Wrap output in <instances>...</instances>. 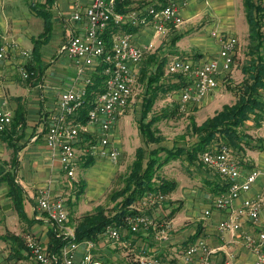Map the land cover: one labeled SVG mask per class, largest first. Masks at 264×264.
<instances>
[{"label":"crops","instance_id":"1","mask_svg":"<svg viewBox=\"0 0 264 264\" xmlns=\"http://www.w3.org/2000/svg\"><path fill=\"white\" fill-rule=\"evenodd\" d=\"M20 1L25 3L28 11H20L17 7L11 8L9 1L5 4L4 0H0V39L13 44L0 65V100L5 101L13 114L20 108L23 109L26 117L23 130L18 125L9 126L5 133H0V264H31V260H34L23 246L28 237L39 240L47 250L49 230L53 223L46 218L45 213L38 210L37 190L39 188L49 185L54 195L61 196L65 191L67 198L69 197L67 189L70 177H67L61 169L57 159H51L46 146L45 130L49 124V114L56 108L60 92L73 84L76 75V69L65 54L64 47L72 35L81 34L84 31L85 19L74 20L72 15L75 11L82 13L91 2V0ZM132 1V7L142 5L138 8L141 12L149 6L145 4L149 0ZM150 1L160 4V0ZM165 1L167 3L170 0ZM176 1L185 3L180 9L182 22L179 25L171 26L160 34L155 32L151 23L138 26L134 30L135 42L138 45L143 46L148 43L152 45L142 58V61L150 63L148 64L150 70L154 69L158 62L165 61L163 58L165 55L170 56L167 63L174 58H183L194 65L216 57L220 48L218 38L199 34L202 27L200 25L209 19H215L218 26L228 27L231 29L230 33L236 36L239 45L234 57L239 64L240 61L244 62L240 70L245 63L257 56L264 57V0H252L258 7L255 19L261 21L258 38L250 35L244 0H213L212 11L226 9L228 11L226 15L206 14L205 5L210 0ZM7 8L10 11L7 12ZM44 10L49 13L46 18L39 15V11ZM236 10H242L241 15H238ZM244 22H247V25H244ZM221 32L225 31L221 30ZM49 47H52L53 53L46 51ZM21 50L29 51L30 56L22 55ZM60 53H64L66 57H59ZM141 67L137 68V74L140 73ZM20 68L27 71V78L22 77ZM186 79L187 83L189 77ZM49 87L55 91L44 92L43 89ZM246 124L249 127H245L247 136L241 144L242 148H230L231 155L240 164L242 174L251 169H258L260 175L250 191L234 200V206L240 205L242 199L247 196L261 194L264 199V120H261L257 127L251 126L252 120H248ZM94 129L90 126L89 134L83 137L95 138L91 133ZM110 134L115 135V131H111ZM116 141L114 139L112 143L116 145ZM81 145L83 143L78 146L82 148ZM79 160L84 163L86 157L77 159L78 164ZM5 172L8 174L7 177L2 176ZM204 178L208 192L197 191L192 192V195L189 192L191 198H188L187 202L192 216L191 228L189 231L182 232V237L180 235L173 237L174 239L166 243L154 241L148 231L142 232L141 235L129 233L131 239L128 244L137 252L133 259L134 264H140V259L145 256L160 258L162 264H189L184 258V252L199 238L205 239L214 249L211 264L255 263V256L244 245L240 232L233 240L228 234L221 235L218 232V222L228 213L226 210L212 208L214 199L220 194L219 186H215V182H221V180L211 174L204 175ZM11 182H15L23 190L24 217H20L11 197L7 194ZM169 194L171 198L174 197L173 191ZM26 200L30 202V205L26 204ZM80 206L79 203L78 208ZM167 206L171 209L168 214L170 217L174 214L175 208L169 202L164 204V207ZM149 208L151 207H145L143 210ZM206 209H210V213L207 216L202 215V210L205 212ZM74 213L73 217L81 216L78 210ZM69 227L73 228V225ZM263 229L264 208L260 211L257 223L252 224L251 221L244 220L240 231ZM126 231L122 230L121 234H125ZM194 235H197L195 240L189 242ZM176 243H180L183 250L182 254L175 259L172 251L175 250ZM119 248L110 247L107 244V237L102 236L92 248L93 260L99 264H126L123 257L119 255L121 253ZM83 251L84 246L80 245L78 254H82Z\"/></svg>","mask_w":264,"mask_h":264},{"label":"built area","instance_id":"2","mask_svg":"<svg viewBox=\"0 0 264 264\" xmlns=\"http://www.w3.org/2000/svg\"><path fill=\"white\" fill-rule=\"evenodd\" d=\"M117 0H91L81 13L75 11L74 20L85 19L84 31L70 37L64 47V52L72 61L76 75L73 84L60 92L56 108L49 114V124L45 133L46 146L51 159H57L61 169L72 178L79 158L78 151L86 156L117 160L119 150L110 139V132L117 121L118 115L127 106L132 95V88L137 81V68L151 43L138 45L135 42L134 30L110 32V45L107 46L105 34L110 27L121 29L123 26H138L151 23L157 34L165 32L171 26L182 22L180 9L184 2L170 0L166 4L149 5L143 12L133 9L128 12L116 10ZM181 5V6H180ZM111 29V28H110ZM220 48L216 57L208 59L199 65L183 58L172 59L167 72L181 73L189 77V81L180 91V109L187 104H197L203 100L218 85L219 77L231 70L237 51L238 40L235 35L227 32L217 33ZM13 44L0 39V65L7 57ZM22 55L30 56L29 51L21 50ZM97 68L104 75L102 91L88 100V85L92 83V74ZM23 78L28 77L24 68H20ZM90 101L84 121L79 119L80 109ZM13 113L5 101L0 100V133L4 132L12 123ZM90 126L95 138H86ZM93 137V136H90ZM83 143V147L78 145ZM202 163L218 173L227 182V188L213 201L212 208L226 210L228 213L217 225L221 235L228 234L233 240L238 233L244 245L254 254V264H264V230L240 231L244 220L256 223L264 201L261 194L244 197L238 206L234 200L251 190L257 177L258 169H251L242 174L241 166L231 155L228 145L220 143L218 146L205 150L200 157ZM160 192L148 193L139 202L140 207L133 205L138 212L127 214L124 221L127 230L137 232L147 231L152 225V218L145 214V207H152L164 200ZM38 210L45 213L46 218L63 229L69 243L63 245L59 255L48 252L46 247L37 239L28 237L26 246L30 257L38 264H99L93 260L92 248L95 243L87 240H74V229L66 226L68 211L66 199L54 195L49 185L37 190ZM142 209V210H141ZM205 210V214L210 213ZM63 227V228H62ZM107 239L116 240L119 232L109 228ZM84 246L82 254H78V247ZM214 249L205 239L199 238L191 243L184 252V258L189 264H211ZM140 264H162L155 257L145 256Z\"/></svg>","mask_w":264,"mask_h":264},{"label":"rangeland","instance_id":"3","mask_svg":"<svg viewBox=\"0 0 264 264\" xmlns=\"http://www.w3.org/2000/svg\"><path fill=\"white\" fill-rule=\"evenodd\" d=\"M7 1H9L8 3L11 8L17 7L20 11H28L25 3H21L20 0H4V3L6 4ZM212 3L213 0H210L209 3L205 5L206 14L226 15V13H228L226 9L213 12ZM9 8L5 10L8 12L10 11ZM241 11L242 10H236V13L241 15ZM244 25H247V22H244ZM200 26L202 27L199 30V34L205 37L211 35L212 31H215L218 34L223 33L221 30L227 33L231 32V29L228 27L218 26V22L215 19H209ZM46 51L53 53L52 47H49ZM65 54L60 53L59 57L62 56L65 58ZM169 57L170 56L167 55L163 57L165 60L162 63L163 74L157 81L158 83H163L165 87H162V89L159 88L160 90L157 94L156 100L146 117V119L155 118L156 121L153 123V126L157 128V132H155L157 141L152 142L149 146L154 148L165 147L167 149L181 147L184 150L190 147L196 140V136L191 130V123L193 121L200 124L205 119L213 116L217 111L222 109L224 105H232L237 100L239 91L238 87H241V81H243L245 77L243 69L246 64L240 70V66L243 65L244 62L242 63L240 61L239 64L234 57L235 59L231 71L219 78L217 87L205 96L201 102L197 104H187L186 108L181 110V87L172 88L169 86L172 85L170 83L176 82L177 79L184 78V75L181 73L165 72L169 64L167 63ZM142 60L138 64V68L139 66H143V70L145 71L144 75L147 76V73L151 71L148 65L150 63ZM248 69H250V65L246 67V72ZM140 75L141 73L138 72L136 84L132 88L131 98L129 99L127 106L124 108V111L118 115L117 121L111 129V131H115V135L110 134V139L112 142L114 139L117 140L115 142L116 145L114 146L119 150L117 160L112 161L108 158L94 157L95 162L88 167H85L83 163L80 162L81 160H79L80 163H77L73 177L68 179V182L70 183L67 189L69 197L67 198L65 191L63 192L64 194L61 195L66 199V206L68 209V225L65 223L66 226L71 225L69 217H71V221L76 219V217L73 216L75 214L74 212L77 210L78 213L82 215L86 212L93 211L97 205H103L107 213H112L113 206L119 200L113 201L110 196L112 192L122 187V177L130 168L135 157L136 148L143 145V139L139 133L137 124L141 117L144 99L147 94L146 92L148 91L150 94L154 92L153 90H148L145 76L141 80ZM157 82L155 83L157 84ZM43 90L44 92L55 91L51 87ZM261 99L264 101V92L261 95ZM31 117L33 118L32 115ZM244 130L245 129H242V133L244 134V137H246L247 133ZM34 147H37V145H34ZM240 148H242V146H239V149ZM183 150L181 152H183ZM78 152L80 155L79 158L83 157V159H85L86 155L82 154L81 150ZM159 152L160 158L164 159L167 152L164 150H160ZM199 161L201 162V165L197 166L190 164L185 154L180 153L176 157H169L165 164H163L158 170L160 179H165L167 182L174 181L176 188L173 190V198H171L169 193L165 194L163 201L146 210L149 211L148 214L152 218V225L149 228L148 233L151 234V239H154V241L169 243V241L174 239L173 237L179 235L182 237V232L186 230L189 231L191 228L192 216L190 215L191 210L188 207L189 204L187 200L188 198H191V193L197 191H199V193L208 192L207 184L204 182V180H206L204 175L206 174L215 175L218 178L223 179L214 170L205 166L201 159H199ZM2 176L7 177L8 174L5 172L2 173ZM156 181L158 182V180ZM82 184H84V187L79 188ZM189 192L191 195H189ZM168 202L175 208L174 214L170 217L168 214L171 209H169L168 206L164 207V204ZM79 203L81 205L80 208H78ZM26 204L30 205V202L26 200ZM75 204L77 205L75 206ZM136 206L140 207L139 203L136 204ZM263 208L264 201L262 202L261 210ZM163 210L164 212H162ZM203 214L205 215L202 210V215ZM252 224L255 223L252 222ZM58 229L64 231V228L61 229L58 227ZM119 239L120 236L116 240L107 239V244L112 248L120 247L119 251L121 253H119V255L120 257H123V261H125L126 264H134L133 259L137 252L131 247V245L123 243ZM174 247L175 250L172 251V253H174V258L176 259L182 254L183 248L180 243H176ZM34 261L31 260V264H38Z\"/></svg>","mask_w":264,"mask_h":264},{"label":"trees","instance_id":"4","mask_svg":"<svg viewBox=\"0 0 264 264\" xmlns=\"http://www.w3.org/2000/svg\"><path fill=\"white\" fill-rule=\"evenodd\" d=\"M165 2V0H160V4H157L149 0L145 4H155V6L158 7L166 4ZM132 3V0H117L116 10L119 12H128L135 8L132 7ZM141 6L142 5L140 4V6L135 9L138 10ZM244 8L247 21L250 25L251 37H260L259 28L261 21L259 19H255V13L258 11V7L252 2V0H244ZM48 14V11H39V15H42L45 18ZM110 28L104 36L107 46L110 45V32L135 30L132 26L122 27L121 29H118L117 27ZM263 58V56H257L255 59L245 63L246 65L243 69L245 77L243 81H241V87H238V98L232 105H224L222 109L217 111L213 116L205 119L200 124H197L194 121L191 123V130L196 136V140L190 147L184 150L181 147H177L176 149H167L165 147L154 148L149 146L152 142L157 141V137L155 136L157 128L153 126L156 119H146V117L156 100L159 90L162 89V87H165L163 83L157 82L163 74V62H158L156 67L147 73V76L144 75L145 71L142 66L140 70V79L142 80L145 76L148 90L154 91L151 94L148 91H145L147 94L144 99L141 117L137 124L139 133L143 139V145L136 148L135 157L130 165V168L122 177V187L112 192L110 196L113 201L119 199L113 206L112 213H107L103 205H97L93 211L86 212L75 220L71 221V217H69V222L73 225L74 229V240L79 243L90 240L96 244L100 237H107L109 228H115L119 232L120 241H124L125 243L130 242L131 236H129V233H131V231L126 229L127 226L124 218L127 214L138 212V209L136 210V208H133L132 206L138 204L140 199L148 193L160 192L165 195L172 192L176 188L174 181L167 182L165 179H160L158 174V170L163 164H165L169 157H176L178 154L184 153L190 164L198 166L201 165V162L199 161L201 154L205 150L218 146L220 143H224L230 148L239 149V146H241L244 141L242 129H246V126L249 127L246 122L248 120H253V125L251 126L257 127L261 120H264V101L261 99V95L264 92ZM249 65L250 69L246 72V67ZM104 78L105 77L102 74L101 69L97 68V70H95L92 74V83L87 86L88 100H92L93 95L102 91ZM186 80L185 76L184 78H179L176 82L170 83L172 85L169 87H182V85L186 83ZM155 82H157V84ZM89 107L90 101H88V103L80 109V120L84 121L86 119V112ZM25 124V113L24 110L20 108L13 114V120L10 126L16 127L18 125L22 127L20 129L23 130ZM5 132L6 131L2 132V134ZM160 150L167 152L164 159L160 158ZM182 150L183 152H181ZM93 163L94 157L86 156V160L83 165L88 167ZM156 180H158V182ZM220 180L221 182H215V186H219V192L221 193L226 190L228 184L225 180ZM83 185L84 184L79 186V188H83ZM7 194L11 197L13 205L20 217H24L22 188L15 182H11L9 184ZM142 212L145 214L149 213L146 209ZM67 222L68 220L65 222L68 225ZM122 230L127 231L122 235ZM49 231L47 251L59 254L63 245L69 243L70 238L65 237L55 224H53ZM147 231L139 230L137 232H132V234L141 235L142 232ZM196 237L197 235L191 237L189 242H193ZM23 246L27 249L26 242Z\"/></svg>","mask_w":264,"mask_h":264}]
</instances>
